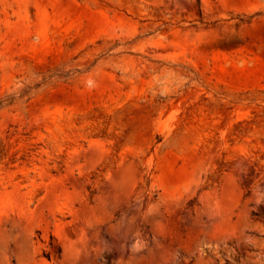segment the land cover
<instances>
[{
  "label": "rangeland",
  "instance_id": "374dc122",
  "mask_svg": "<svg viewBox=\"0 0 264 264\" xmlns=\"http://www.w3.org/2000/svg\"><path fill=\"white\" fill-rule=\"evenodd\" d=\"M0 264H264V0H0Z\"/></svg>",
  "mask_w": 264,
  "mask_h": 264
}]
</instances>
